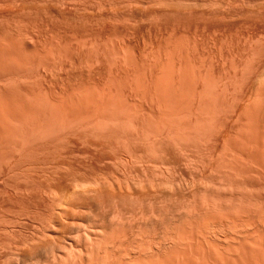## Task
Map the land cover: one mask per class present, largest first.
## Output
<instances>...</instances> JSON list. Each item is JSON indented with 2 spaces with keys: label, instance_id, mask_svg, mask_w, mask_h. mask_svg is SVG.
<instances>
[{
  "label": "bare ground",
  "instance_id": "obj_1",
  "mask_svg": "<svg viewBox=\"0 0 264 264\" xmlns=\"http://www.w3.org/2000/svg\"><path fill=\"white\" fill-rule=\"evenodd\" d=\"M0 264H264V0H0Z\"/></svg>",
  "mask_w": 264,
  "mask_h": 264
},
{
  "label": "rangeland",
  "instance_id": "obj_2",
  "mask_svg": "<svg viewBox=\"0 0 264 264\" xmlns=\"http://www.w3.org/2000/svg\"><path fill=\"white\" fill-rule=\"evenodd\" d=\"M63 244H64V243H63ZM63 244H62V245H63Z\"/></svg>",
  "mask_w": 264,
  "mask_h": 264
}]
</instances>
